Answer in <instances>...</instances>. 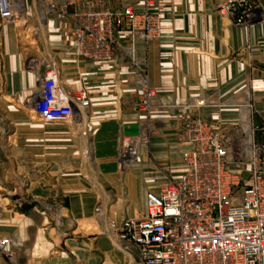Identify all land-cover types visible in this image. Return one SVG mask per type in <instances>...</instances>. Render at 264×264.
I'll use <instances>...</instances> for the list:
<instances>
[{
	"label": "crops",
	"instance_id": "crops-1",
	"mask_svg": "<svg viewBox=\"0 0 264 264\" xmlns=\"http://www.w3.org/2000/svg\"><path fill=\"white\" fill-rule=\"evenodd\" d=\"M221 1L109 0L114 8L147 7L159 17L153 40L118 32L109 61L77 57L70 25L53 18L39 29L25 16L30 26L22 31L32 28L36 46L22 41L16 24L1 27L0 236L13 238L20 264H139L136 247L123 249L115 228L144 213L146 191L184 172L182 153L190 144L178 136L177 113L203 99L197 114L227 140L264 125V20L236 25L217 10ZM49 56L68 89H85L90 105L83 124L33 117L27 100ZM31 58L38 64L29 67ZM144 76L155 92L148 113L136 105ZM143 128L144 162L122 167L120 136L135 137ZM231 167L248 174V165ZM13 191L48 199L54 211L12 209L5 196Z\"/></svg>",
	"mask_w": 264,
	"mask_h": 264
},
{
	"label": "built area",
	"instance_id": "built-area-1",
	"mask_svg": "<svg viewBox=\"0 0 264 264\" xmlns=\"http://www.w3.org/2000/svg\"><path fill=\"white\" fill-rule=\"evenodd\" d=\"M35 1L41 22L53 18L70 25L71 48L87 60L113 59L120 31L145 41L159 35L158 13L147 7L137 12L131 5L114 8L109 0ZM217 10L236 25L264 20L258 0H223ZM21 15L26 16L25 0H0V29L15 24ZM37 64L35 58L28 61L29 67ZM40 66L38 89L27 100L34 116L70 128L83 124L90 105L85 89L76 92L60 81L54 57L43 59ZM154 96L144 76L137 107L148 113ZM204 105L203 99H196L189 103L190 111L177 113L178 136L190 144L182 153L185 170L180 178L146 191L144 213L115 228L123 249L136 247L139 264H264V125L241 129L227 140L197 114ZM147 147L144 128L135 137L121 135V166L144 162L142 150ZM232 165H248V174L243 176ZM13 244L12 237L0 236V264H20Z\"/></svg>",
	"mask_w": 264,
	"mask_h": 264
},
{
	"label": "rangeland",
	"instance_id": "rangeland-1",
	"mask_svg": "<svg viewBox=\"0 0 264 264\" xmlns=\"http://www.w3.org/2000/svg\"><path fill=\"white\" fill-rule=\"evenodd\" d=\"M25 6H26V16L28 15V19L30 18V20H35L36 21V24L37 25V28L39 27L42 28V26L44 25L43 22H41V20L39 19L40 17V13L39 11L37 10V3L35 0H25ZM25 20L24 16L21 15L18 19H16V22L15 24L17 25V28L19 29V33L22 34L21 35V39L22 41H24L25 43L29 44L30 46H36V42L33 40L34 36H33V31H32V28L31 27H27L25 31H22V28L25 27L26 24H28L30 26V23H23V21ZM23 23V24H22ZM31 113L33 114V112L31 111ZM34 118H36L34 115H33ZM146 150H147V153L149 151V148L147 147V149H143L142 150V153H146ZM86 156L88 155V152L86 151ZM14 192V191H13ZM5 197H8L9 198V201H8V206L12 209H15L19 212H25L27 211L29 208H33V207H40L41 209H45L46 211H54L53 208V203L48 201V199H45V202L42 201V202H39L40 199H34L33 196H27V195H24L22 193H18L17 191H15L14 193H10L8 195H6ZM19 201V203L22 205L20 208L18 207H15L14 205H16L15 202ZM52 201V200H51ZM18 203V204H19ZM62 203H58V207L61 205Z\"/></svg>",
	"mask_w": 264,
	"mask_h": 264
}]
</instances>
